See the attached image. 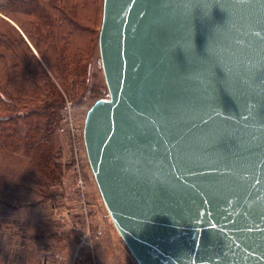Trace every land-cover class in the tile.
Here are the masks:
<instances>
[{"label": "water", "instance_id": "1", "mask_svg": "<svg viewBox=\"0 0 264 264\" xmlns=\"http://www.w3.org/2000/svg\"><path fill=\"white\" fill-rule=\"evenodd\" d=\"M86 159L137 264H264V0H102Z\"/></svg>", "mask_w": 264, "mask_h": 264}, {"label": "trees", "instance_id": "2", "mask_svg": "<svg viewBox=\"0 0 264 264\" xmlns=\"http://www.w3.org/2000/svg\"><path fill=\"white\" fill-rule=\"evenodd\" d=\"M101 15L102 0H0V152L27 156L38 187L61 176L53 135L66 101L88 110L103 98L88 80Z\"/></svg>", "mask_w": 264, "mask_h": 264}, {"label": "rangeland", "instance_id": "3", "mask_svg": "<svg viewBox=\"0 0 264 264\" xmlns=\"http://www.w3.org/2000/svg\"><path fill=\"white\" fill-rule=\"evenodd\" d=\"M88 80L90 88L101 92L103 98L107 96L99 51L89 64ZM65 104L60 130L53 135L56 146L60 148L58 162L62 171L53 186L42 188L32 183L30 178L34 173L28 165V157L21 152L15 159L11 157L13 154L0 152V264H68L74 256L71 264H78L77 254L95 252L90 245H85L92 236V228L99 232L107 226L105 234L108 233L115 243L121 240L107 215L86 159L82 136L86 104L79 109L69 101ZM71 126L77 140L75 152L85 184L86 203L91 209V233L84 243L77 240L80 222L86 224L78 209L75 189L78 174L74 169L76 159ZM14 169L18 173L14 172L11 180L8 174ZM13 186L15 189L12 190ZM99 234L102 235L103 231ZM66 237L72 240H65ZM121 251L128 254L127 264H137L123 242ZM104 252L110 254L109 248Z\"/></svg>", "mask_w": 264, "mask_h": 264}, {"label": "crops", "instance_id": "4", "mask_svg": "<svg viewBox=\"0 0 264 264\" xmlns=\"http://www.w3.org/2000/svg\"><path fill=\"white\" fill-rule=\"evenodd\" d=\"M18 155L19 154L16 153V154H13L11 157L13 159H15V157H18ZM28 162H29V160H28ZM28 165L30 167L32 166L31 164H28ZM14 172H16V175H17L18 171L15 169L11 172V174H8L11 180L13 179V176L15 174ZM31 172H34L32 170V168H31ZM34 177H35L34 174H32V177L30 179L33 180ZM11 189L12 190L15 189L14 186ZM93 227H95V226H93ZM106 227L107 226H103V229L100 230V231H103L102 235L99 234L100 231L96 232L95 231L96 229L92 228V236L89 238L91 231L88 232L89 241H87V243L85 245H90L92 247V250L94 249L95 252L88 254L87 252L83 251L79 255L77 254V259L79 258L78 264H89L92 256H94L95 259L98 260L99 264H127L126 259L128 257V254H126V252L121 251L122 240H116L117 243H115L114 239L108 233L105 234V231H107ZM69 229H70V227H69ZM88 238L85 240H88ZM68 239H71V238L70 237L65 238V240H68ZM81 242H82V240L80 239L79 243H81ZM84 242H82V243H84ZM110 247H111V249H110ZM106 248H109V250H110V252H109L110 254H108V255H106L104 252ZM71 260L69 261L68 264H71Z\"/></svg>", "mask_w": 264, "mask_h": 264}, {"label": "built area", "instance_id": "5", "mask_svg": "<svg viewBox=\"0 0 264 264\" xmlns=\"http://www.w3.org/2000/svg\"><path fill=\"white\" fill-rule=\"evenodd\" d=\"M70 131H71V135H72V138H73L74 156H75V159H76V163L74 164V169H75V171L78 174V178H77V181L75 183V189L77 191V199L79 201L78 209H79L81 215L83 216V220H84V222L86 224L85 225V227H86L85 230L86 231L84 232L83 241H82V242H84L86 237H87V235H88L89 226H90V223H91V217H90L91 209H90V206H88L87 203H86L85 184H84V181L81 178L82 176H81L79 164H78V161H77V153L75 152V148H76L75 147V143H76L77 140L74 137V132L72 130V126L70 127ZM77 151H79V150H77ZM90 263L91 264H99L94 256H92Z\"/></svg>", "mask_w": 264, "mask_h": 264}]
</instances>
